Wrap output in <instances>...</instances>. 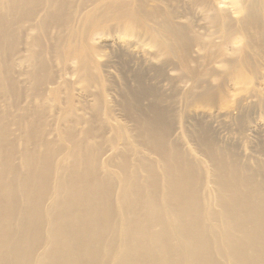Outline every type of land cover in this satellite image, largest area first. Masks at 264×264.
<instances>
[{"label": "bare ground", "instance_id": "obj_1", "mask_svg": "<svg viewBox=\"0 0 264 264\" xmlns=\"http://www.w3.org/2000/svg\"><path fill=\"white\" fill-rule=\"evenodd\" d=\"M0 264H264V0H0Z\"/></svg>", "mask_w": 264, "mask_h": 264}, {"label": "rangeland", "instance_id": "obj_2", "mask_svg": "<svg viewBox=\"0 0 264 264\" xmlns=\"http://www.w3.org/2000/svg\"><path fill=\"white\" fill-rule=\"evenodd\" d=\"M150 50H152V49H150ZM176 74H177V73H176ZM166 84H167V83H164V86H167Z\"/></svg>", "mask_w": 264, "mask_h": 264}]
</instances>
